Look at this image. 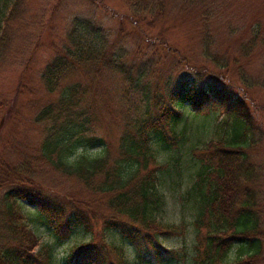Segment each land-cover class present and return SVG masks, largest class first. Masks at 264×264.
<instances>
[{"label":"trees","instance_id":"obj_1","mask_svg":"<svg viewBox=\"0 0 264 264\" xmlns=\"http://www.w3.org/2000/svg\"><path fill=\"white\" fill-rule=\"evenodd\" d=\"M86 1L115 18L104 0ZM124 1L129 7V30L120 26L116 33L106 32L96 17L74 15L64 39L50 46L53 55L41 70L40 82L54 98L37 106L33 117V124L42 129V138L33 153L19 151L16 161L0 154V264H51L53 249L33 235L22 203L36 210L56 244L69 239L76 228H89L99 219L103 231L116 232L132 247L137 264L179 261V252L159 240L160 236L177 235L180 228L155 218L162 204L160 176L168 169L157 150L177 145L174 126L185 105L197 115L220 113L231 129L228 139L209 141L202 149L192 150L200 166L193 188L199 196L193 222L199 253L196 264H264L261 174L245 152L250 145L248 106L226 86L205 76L169 79L163 92H158L149 79L155 75L156 62L148 55L161 44L154 45L145 34L139 37L135 29L145 21L151 27V22L161 20L170 0ZM17 7L18 0L1 21L0 48L7 45V27ZM206 31L203 51L219 66V57L210 54L212 40ZM131 35L141 39L133 51L125 42ZM262 41L259 28L252 31L243 56L259 42L264 46ZM110 75L120 76L125 84L122 103L132 109L114 150L97 134L106 106L98 104L96 95H102L101 82ZM241 81L248 88L257 84H250L242 72ZM23 87H17V94ZM12 106L1 103L0 110L11 112ZM16 148L12 143L5 147L7 153ZM93 149L97 150L90 152ZM49 173L56 180L74 179L79 187L55 192L40 181ZM122 253L102 238L75 246L64 264H126Z\"/></svg>","mask_w":264,"mask_h":264},{"label":"rangeland","instance_id":"obj_2","mask_svg":"<svg viewBox=\"0 0 264 264\" xmlns=\"http://www.w3.org/2000/svg\"><path fill=\"white\" fill-rule=\"evenodd\" d=\"M15 2L0 0V26H3L1 21ZM103 4L110 12H115V18L86 0H18L15 17L7 27V45L0 48V104H13L11 112L0 110V154L3 157L16 161L19 151L31 154L42 138V129L33 124V117L37 106L54 96L44 91L40 73L53 55L51 44L58 45L64 39L71 17H96L106 32L116 33L120 26L126 30L131 28L129 7L124 0H104ZM149 25L151 27L145 21L135 30L139 37L145 34L156 42L154 45L161 44V48L155 46L148 55H153L156 62L155 75L149 79L158 92H163V86L169 79L205 76L223 84L227 91L245 101L251 115V126L247 133L250 145L243 147L250 161L259 168L261 178L258 186L264 192V46L260 45L261 41L247 56H243V46L251 38L252 31L259 28V34L264 38V0H202V5L199 0H170L162 19ZM205 31L212 40L210 54L219 57V66L205 56ZM139 37H127L126 48L133 51L141 40ZM241 72L249 78L250 84H257L248 88V84L241 81ZM20 84L24 87L17 94ZM124 87L120 76H106L100 85L102 95H96L98 104L106 106L97 134L113 150L129 110H132L131 106L122 103ZM135 102L137 108H141ZM181 110L182 116L174 126L179 138L177 145L157 150V157L168 165V169L160 176L158 189L162 194V204L155 218L165 225L180 228L177 235L159 237L165 247L179 252L180 260L173 264H196L199 253L193 222L198 213L199 196L193 188L200 166L192 150L202 149L209 141L228 139L231 129L225 123L226 117L220 113L197 115L189 105ZM105 115L107 119L103 120ZM10 143L17 148L15 152L7 153L5 147ZM40 181L59 193L79 187L74 179L56 180L52 173L42 175ZM21 206L33 235L40 243L52 247L51 264H64V259L75 246L94 244L102 238L123 251L126 264H137L132 247L116 232L103 231L101 220L93 221L89 228H76L69 239L56 244L36 210L24 203ZM235 249H231V257H234Z\"/></svg>","mask_w":264,"mask_h":264}]
</instances>
